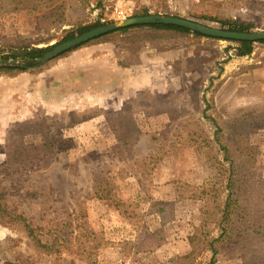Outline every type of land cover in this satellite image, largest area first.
Returning <instances> with one entry per match:
<instances>
[{
    "label": "rangeland",
    "instance_id": "rangeland-1",
    "mask_svg": "<svg viewBox=\"0 0 264 264\" xmlns=\"http://www.w3.org/2000/svg\"><path fill=\"white\" fill-rule=\"evenodd\" d=\"M55 2L52 12L0 14V48L9 51L18 35L39 47L57 45L79 24L125 19L118 9L264 30V0ZM62 12L66 20L54 27ZM126 37L79 45L0 75V264H172V256L191 249L190 235L219 233L227 163L216 137L232 143L233 123L246 125L249 117L253 124L243 139L258 151L252 189L264 195V126L257 120L264 110L250 109L264 108V44L235 56V44L222 39L141 44ZM43 133L47 152L35 151L33 159L26 150L7 160L12 147L39 145ZM98 177L114 181L119 206L96 196ZM22 217L38 247L28 244ZM226 226L241 233L245 221L230 217ZM151 231L165 238L155 250L122 251L124 242ZM210 257L205 251L192 264H208ZM214 264L245 262L221 250Z\"/></svg>",
    "mask_w": 264,
    "mask_h": 264
},
{
    "label": "trees",
    "instance_id": "trees-1",
    "mask_svg": "<svg viewBox=\"0 0 264 264\" xmlns=\"http://www.w3.org/2000/svg\"><path fill=\"white\" fill-rule=\"evenodd\" d=\"M55 1L58 0H0V14L16 12L20 10H26L32 13H38L44 9H50L53 11ZM57 14V13H56ZM147 9L142 10L140 13H135L136 16L147 15ZM59 17V16H57ZM55 18L54 27H60L62 23L66 20L63 16V12L60 18ZM213 21L219 22L220 28L235 30V31H249L252 24H239L232 23L230 21H221L217 18H213ZM103 25L99 21L90 24H79L75 29L67 30L65 38L62 41L68 40L88 31L94 27ZM127 35V40L132 42H139L143 44L146 40L152 42H163L169 40H183L189 36H196L205 39H222L228 42H233L235 45L231 48L233 49V55L244 56L253 52L256 43L264 44V40H234V39H223L219 37H213L201 34L197 31L185 28L183 26H178L175 24L167 23H147V24H134L125 27H120L111 32L102 34L98 37L90 39L89 41L81 44L88 45L92 43H104L108 41L115 40L116 37H121ZM16 42L11 44L8 48L9 51L0 48V56L5 57H18V56H29V57H39L46 50L52 48L54 45H48L46 47H39L30 42L26 37L17 36L14 39ZM19 40V41H18ZM78 47V46H77ZM71 50V49H70ZM62 53L57 56H65L69 51ZM56 58V57H55ZM31 64V63H29ZM24 67H6L0 68V75L5 73L17 74L24 71ZM260 109L256 106L250 109ZM261 118V119H260ZM258 122L261 126H264V115L259 117ZM107 121L112 123V129L115 127L113 124V119L107 117ZM253 121L251 118H247V124L243 125L233 123L234 126L231 128L230 137H233L227 143H223L218 137L217 143L220 149L223 151V160L227 163L226 167V183H225V199L222 202L221 208L219 209L220 216L218 219L219 233L213 237L203 239L197 238L196 234L189 236V241L191 244V249L181 255L172 256L168 261L170 263H180V264H192L193 260L198 257L201 253L205 251L211 252V257L208 264H214L217 260V255L221 253V250H226L228 252L239 254L242 260L249 262L250 264H264V211L260 210V207L264 206V195L257 194L252 189V177L256 171V163L254 159L258 153L257 147L252 143L248 142L246 139L247 131L251 128ZM111 125V124H110ZM254 126V125H253ZM138 134V135H137ZM140 131L137 129L134 135L135 139L139 138ZM43 133L42 142L36 146H22L21 148L12 147L8 152V161H17L21 157L22 151H28L26 158L33 159L34 152L40 153L44 149V152L49 150L50 146L46 143L47 139L44 137ZM117 139L119 135H116ZM230 144V145H229ZM39 160V157L37 158ZM264 167V166H263ZM263 179L261 178L260 182ZM94 191L96 196L100 199H110L116 206H119L121 200L119 197H114L113 190L116 188L114 181H109L107 178H96L94 184ZM105 186V187H103ZM241 217L245 221V226L241 233H230L226 226L230 217ZM0 222H3V216L0 215ZM10 221H6L9 223ZM18 222V221H16ZM21 222L26 228V238L28 244L34 243V247L37 244L34 240L35 230L29 225V223L22 217ZM13 228L12 224H10ZM16 229V228H15ZM18 230V229H17ZM19 231L21 228L19 227ZM164 236L162 231H151L147 233L146 236L138 238L136 241H126L124 245H127V249H122L125 254H130L144 251H152L164 243ZM39 247H45L43 243H39ZM38 252V250H37ZM32 255H34L32 253ZM22 264H36L29 260H24ZM39 264V263H38Z\"/></svg>",
    "mask_w": 264,
    "mask_h": 264
},
{
    "label": "water",
    "instance_id": "water-1",
    "mask_svg": "<svg viewBox=\"0 0 264 264\" xmlns=\"http://www.w3.org/2000/svg\"><path fill=\"white\" fill-rule=\"evenodd\" d=\"M147 23L175 24L178 26H183L185 28L191 29L193 31H197L204 35L219 37L223 39L251 40V41L264 40V30L246 31V32L235 31V30L220 28V27L204 24L198 21L189 20L186 18L172 16V15L147 14V15L133 16L113 23L94 27L88 31H85L81 34L74 36L71 39L65 40L55 45L51 49L45 51L39 57H29V56H18V57H9V58L0 57V68L36 67L102 34L111 32L120 27H125L134 24H147Z\"/></svg>",
    "mask_w": 264,
    "mask_h": 264
},
{
    "label": "built area",
    "instance_id": "built-area-1",
    "mask_svg": "<svg viewBox=\"0 0 264 264\" xmlns=\"http://www.w3.org/2000/svg\"><path fill=\"white\" fill-rule=\"evenodd\" d=\"M117 14L119 15V17H123V18H130L133 17V13L132 12H125L118 9Z\"/></svg>",
    "mask_w": 264,
    "mask_h": 264
},
{
    "label": "crops",
    "instance_id": "crops-1",
    "mask_svg": "<svg viewBox=\"0 0 264 264\" xmlns=\"http://www.w3.org/2000/svg\"><path fill=\"white\" fill-rule=\"evenodd\" d=\"M141 69H137L136 67L134 68V69H132V72H135L136 70L137 71H140V70H142V69H147V66L145 65V66H143V67H140ZM151 85V82H149L148 84L146 83V85L145 86H150Z\"/></svg>",
    "mask_w": 264,
    "mask_h": 264
}]
</instances>
